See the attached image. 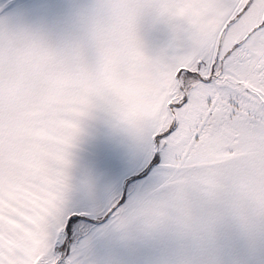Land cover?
Masks as SVG:
<instances>
[{
  "label": "snow or ice",
  "instance_id": "1",
  "mask_svg": "<svg viewBox=\"0 0 264 264\" xmlns=\"http://www.w3.org/2000/svg\"><path fill=\"white\" fill-rule=\"evenodd\" d=\"M0 264H264V0H0Z\"/></svg>",
  "mask_w": 264,
  "mask_h": 264
}]
</instances>
